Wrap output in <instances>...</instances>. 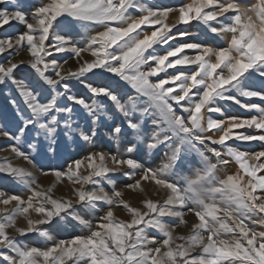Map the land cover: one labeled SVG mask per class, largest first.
<instances>
[{
	"label": "snow or ice",
	"instance_id": "snow-or-ice-1",
	"mask_svg": "<svg viewBox=\"0 0 264 264\" xmlns=\"http://www.w3.org/2000/svg\"><path fill=\"white\" fill-rule=\"evenodd\" d=\"M0 174V264H264V0H0Z\"/></svg>",
	"mask_w": 264,
	"mask_h": 264
},
{
	"label": "rangeland",
	"instance_id": "rangeland-1",
	"mask_svg": "<svg viewBox=\"0 0 264 264\" xmlns=\"http://www.w3.org/2000/svg\"><path fill=\"white\" fill-rule=\"evenodd\" d=\"M238 111H242V110L238 109V106H234L233 112H238ZM252 150H255V148L253 147ZM14 188H15L14 183L10 180V178L0 174V189L11 192L14 190ZM21 223H23V221H21ZM182 231L185 230L182 229ZM58 238H63V237H58Z\"/></svg>",
	"mask_w": 264,
	"mask_h": 264
}]
</instances>
